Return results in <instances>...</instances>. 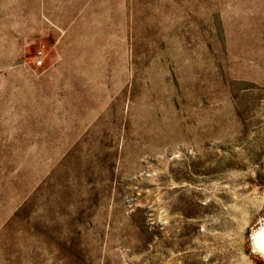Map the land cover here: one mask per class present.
<instances>
[{
  "label": "rangeland",
  "instance_id": "rangeland-1",
  "mask_svg": "<svg viewBox=\"0 0 264 264\" xmlns=\"http://www.w3.org/2000/svg\"><path fill=\"white\" fill-rule=\"evenodd\" d=\"M263 224L264 0H0V264H264Z\"/></svg>",
  "mask_w": 264,
  "mask_h": 264
},
{
  "label": "bare ground",
  "instance_id": "bare-ground-1",
  "mask_svg": "<svg viewBox=\"0 0 264 264\" xmlns=\"http://www.w3.org/2000/svg\"><path fill=\"white\" fill-rule=\"evenodd\" d=\"M253 248L264 257V224L253 234Z\"/></svg>",
  "mask_w": 264,
  "mask_h": 264
},
{
  "label": "built area",
  "instance_id": "built-area-1",
  "mask_svg": "<svg viewBox=\"0 0 264 264\" xmlns=\"http://www.w3.org/2000/svg\"><path fill=\"white\" fill-rule=\"evenodd\" d=\"M39 55H40V54H39ZM38 59H39V57H38ZM41 63H42V62H41L40 60H37L36 65H37V66H40Z\"/></svg>",
  "mask_w": 264,
  "mask_h": 264
}]
</instances>
